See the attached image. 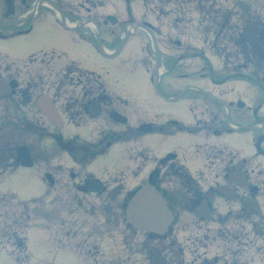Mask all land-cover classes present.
<instances>
[{
  "label": "flooded vegetation",
  "instance_id": "obj_1",
  "mask_svg": "<svg viewBox=\"0 0 264 264\" xmlns=\"http://www.w3.org/2000/svg\"><path fill=\"white\" fill-rule=\"evenodd\" d=\"M40 1L43 2L15 0L12 12L8 13L5 2L0 0V40H8L4 44L10 45L7 48L14 56L26 58L23 67H19L14 62L4 63L6 58L0 57V76L12 86L0 96V168L6 164L9 168L18 165V149L26 146L34 162L31 170L50 173L54 190L67 189L70 178L85 195L89 192L88 182L98 177L84 172L104 170L102 176L106 180L100 179L105 187L99 195L90 196L98 197L105 206H121L127 201L130 177L125 175L126 170L137 172L138 179V170H143L149 162L148 148L140 146L147 138L162 142L178 137H184L188 143L212 141L204 132L230 135L228 124L234 122L246 127L235 133L240 136L232 134V141L240 137L234 145L241 152H229L221 143L209 149L202 145L207 162L215 170H225L223 174L239 170L236 175L241 179L237 183L229 181L231 200L218 192H211L208 200L212 212L211 198L216 194L227 202L232 201L217 205L214 212L227 208L235 220L247 223L251 244L260 239L264 245V41L251 44L258 62L252 71L227 73L224 80H219L220 73L209 64L205 54L190 46V35L191 30L198 29L197 34L202 35L200 42L205 45L209 40L210 45H219L221 35L206 22L205 16L204 22L197 24L187 20L191 13L184 7V0L173 7L164 6L172 0H157L158 5L149 9L145 6L143 11L138 3V21L114 23L95 7ZM141 11L145 12L141 15ZM54 19L62 21L65 31V22L75 25V30L67 29L68 34L88 61L76 63L56 47L36 42L40 36L47 37L36 32L46 28L49 20L52 33L55 31ZM124 35H129L127 44L117 57L108 58L100 53V49L117 51ZM36 37L33 42L24 41ZM209 37L214 38L208 40ZM95 52H99L98 57ZM151 78L155 82L153 86L149 85ZM206 81L210 86H222L218 89L226 83L246 81L251 97L258 100L257 105L250 107L242 93L234 89L230 94L236 98L224 101L223 95L228 92L216 96L206 87ZM255 84L259 93L254 92ZM37 95L51 98L60 119L57 126L35 109ZM238 101L245 104L240 108ZM159 108L165 113H159ZM206 120L212 121V127L204 125ZM122 143H128L131 150L111 152ZM202 145L196 144L195 148L199 150ZM244 152L247 155L243 156ZM178 154V150L165 152L162 159H155L157 162L151 170H171L190 190L193 184L183 171L189 170L186 166L189 160L182 161ZM108 170H120L114 173L112 184ZM220 180L218 176L216 182ZM130 183L138 187L136 181ZM201 194L189 191L185 204L196 206ZM176 200L170 196V201ZM213 218L221 221L216 215ZM240 232L231 231L235 239L240 237Z\"/></svg>",
  "mask_w": 264,
  "mask_h": 264
},
{
  "label": "rangeland",
  "instance_id": "obj_2",
  "mask_svg": "<svg viewBox=\"0 0 264 264\" xmlns=\"http://www.w3.org/2000/svg\"><path fill=\"white\" fill-rule=\"evenodd\" d=\"M78 2H81L87 6L92 5L88 2H95L96 5H99L97 2H101L100 5H102L103 3L107 7V9H109L111 6V3L105 0H78ZM121 7L124 10V7ZM49 22L51 23V20H49ZM53 22L55 26V31L44 39L42 36H40L39 41L36 42H38L39 45L47 43L51 46L56 47L59 50L67 51L75 60H83V62L88 61L89 58L82 56L78 47H76L73 41L71 40L70 35L62 31L59 27H57L55 21ZM50 23L47 22L45 24V27L49 31L53 29L52 27H50ZM36 34H41V32H36ZM24 41L30 42L31 40ZM0 52L12 57H17L11 54L12 52L10 48H0ZM86 52L87 48L84 47V53L86 54ZM206 87L211 88L208 84L206 85ZM211 90L214 92L215 95L219 94L220 92V89L217 88H212ZM234 143L235 140L229 141L228 143H222V146L227 151H231L235 146ZM188 144L190 143H188L184 137L175 138L174 142H169L167 144L162 143V141L157 140L155 138L149 137L145 140V143H143V145H145L146 147H153L156 150V155H161L162 151H166L168 149H176L177 147L185 149ZM217 144L219 143H216L214 147H216ZM102 171L103 170H96V172L98 173ZM6 193H14L17 195L19 200L25 202L32 201L36 198L44 199L47 194L46 188L41 182L39 175L36 172H32L29 170H18L15 173L6 175L1 178L0 194ZM64 198L67 200L66 207H64L67 214L72 212L76 214L80 213L79 211H77V207L73 205V199L69 201L67 199L68 196H65ZM72 205L74 207H71ZM225 212L226 211H224V213ZM81 220L83 219L81 218ZM210 220L215 219L212 218ZM80 224H82V221H80L77 227H79ZM120 226V228L111 226L109 228H106L103 225H98V228L101 230V232L99 235H96L95 238L110 237L114 240V243L118 246V251L120 250V254L122 255V259L120 260L119 264H138V251L136 247V245L138 244V237H135V234L130 233V231L126 228L127 225L125 223L120 224ZM202 228L219 232V230L223 227H219L218 225H215L209 221L206 224H203ZM75 229L76 228L72 227L71 231H74ZM123 235H126V239H123ZM212 237L216 238L217 234L212 235ZM124 241L128 244V246L125 244ZM124 245H126V247H124ZM103 248V254L106 258H110L116 253V249H114V245L112 242H108L107 245L103 244ZM28 251L32 256L31 264H83L73 252L71 253L66 250H60L58 252L55 251L50 241L49 235L42 229L37 227L31 228L28 232ZM243 261L244 259H240L239 264H241ZM0 264H16V262L14 258L8 255L6 252H0Z\"/></svg>",
  "mask_w": 264,
  "mask_h": 264
},
{
  "label": "bare ground",
  "instance_id": "obj_3",
  "mask_svg": "<svg viewBox=\"0 0 264 264\" xmlns=\"http://www.w3.org/2000/svg\"><path fill=\"white\" fill-rule=\"evenodd\" d=\"M40 32H41L40 35H46V36H49V35L52 34V31H51V30L49 31L47 28H42ZM37 37H38V35H37ZM37 37H36L35 39L31 40L30 42L35 41V40L37 39Z\"/></svg>",
  "mask_w": 264,
  "mask_h": 264
}]
</instances>
